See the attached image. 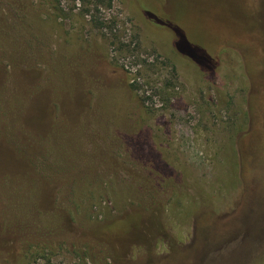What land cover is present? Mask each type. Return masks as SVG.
Returning <instances> with one entry per match:
<instances>
[{
	"label": "rangeland",
	"instance_id": "374dc122",
	"mask_svg": "<svg viewBox=\"0 0 264 264\" xmlns=\"http://www.w3.org/2000/svg\"><path fill=\"white\" fill-rule=\"evenodd\" d=\"M0 264H264V0H0Z\"/></svg>",
	"mask_w": 264,
	"mask_h": 264
},
{
	"label": "trees",
	"instance_id": "16d2710c",
	"mask_svg": "<svg viewBox=\"0 0 264 264\" xmlns=\"http://www.w3.org/2000/svg\"><path fill=\"white\" fill-rule=\"evenodd\" d=\"M101 25H102V23H101Z\"/></svg>",
	"mask_w": 264,
	"mask_h": 264
}]
</instances>
